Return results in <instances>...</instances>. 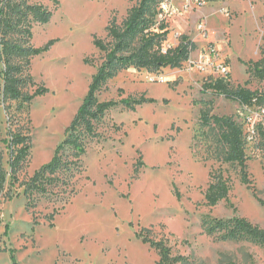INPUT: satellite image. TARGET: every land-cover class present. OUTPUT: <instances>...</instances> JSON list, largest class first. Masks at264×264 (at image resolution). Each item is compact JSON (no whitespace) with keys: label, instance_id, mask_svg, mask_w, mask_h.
I'll return each instance as SVG.
<instances>
[{"label":"rangeland","instance_id":"rangeland-1","mask_svg":"<svg viewBox=\"0 0 264 264\" xmlns=\"http://www.w3.org/2000/svg\"><path fill=\"white\" fill-rule=\"evenodd\" d=\"M173 1L182 10L166 19L159 12L153 27L166 25L167 49L185 36L193 44L188 60L174 69L129 67L108 80L99 102L141 96L152 102L106 112L96 137L86 141L79 169L60 176L66 185L29 201L19 184L53 159L104 62L94 40L109 42L110 25L121 26L138 1L28 0L52 12L46 24L31 22L30 45L53 44L24 69L33 85L23 92L44 87L45 95L3 103L0 77V152L7 173L2 140L10 130L30 138L18 183L11 185L8 174L0 196V264H155L157 252L141 239L146 232L196 264H264V245L222 241L223 233L206 234L202 225L203 219L236 217L264 231V207L257 201L264 200V99L245 108L206 89L220 75L188 65L205 64L214 51L227 62L229 88L263 95L264 81L250 75L247 63L263 58L264 0H201L188 9V0ZM204 113L230 117L241 128L249 187L240 183L239 167L225 163L220 130L202 123ZM71 154L65 150L63 159ZM211 173L231 185L227 201L213 207L204 198ZM12 194L19 196L9 201Z\"/></svg>","mask_w":264,"mask_h":264},{"label":"trees","instance_id":"trees-1","mask_svg":"<svg viewBox=\"0 0 264 264\" xmlns=\"http://www.w3.org/2000/svg\"><path fill=\"white\" fill-rule=\"evenodd\" d=\"M56 5L58 0H51ZM121 26L114 23L108 28L109 42L99 39L94 40V46L105 53L104 62L92 78L86 98L78 109L70 126L66 129V136L56 148L53 159L33 176L20 183L23 196L31 200L34 196L41 197L53 195L54 189L64 187L66 180L60 176L79 169L80 158L85 154L86 141L96 137L95 125L106 112L121 107L125 110H134L137 106L152 102L141 96L139 98L127 97L120 101L99 102L97 94L104 84L126 68L160 70L164 68H179L188 60L193 44L185 36L180 43L165 53L162 45L167 39L166 25L160 23L154 26L155 17L160 12L162 0H137ZM52 12L41 5L29 4L28 0H0V77L2 80L3 103L14 101L29 103L34 98L47 93L44 87L37 88L32 94H25L23 89L27 84L33 85L32 78L24 74V69L32 58L47 52L53 42L44 48H34L30 45L31 22L46 24ZM15 35L16 38L11 37ZM248 72L256 79L264 81V54L263 58L255 63H247ZM206 89L224 95L227 99L241 106L252 107L264 99V94L259 96L256 92L244 88L231 89L226 78H219L214 83L208 84ZM122 92V90H119ZM11 118L8 119L10 121ZM204 125L213 124L220 130V141L226 146L225 163L239 167L240 183L246 186L251 181L246 171L247 157L244 151L242 130L230 117L201 116ZM9 153V173L2 164L0 152V196L4 191L6 178L9 174L11 185L18 183L17 174L26 162L30 151V138L20 132L9 131L2 140ZM65 150H71V159H63ZM211 182L205 191L207 206L213 207L221 201H227L231 191L228 179L221 173H211ZM59 183H62L59 185ZM19 194L8 197L11 201ZM264 207V200H257ZM34 225H37L35 222ZM202 225L206 234L221 232L222 241L247 240L258 245H264V231L252 225L244 218H231L229 220L203 219ZM143 243L148 244L158 254L155 264H196L193 260L183 256L172 255L171 248L164 242H155L150 238L149 232L141 237ZM16 264V263H13ZM201 264V263H199Z\"/></svg>","mask_w":264,"mask_h":264},{"label":"built area","instance_id":"built-area-1","mask_svg":"<svg viewBox=\"0 0 264 264\" xmlns=\"http://www.w3.org/2000/svg\"><path fill=\"white\" fill-rule=\"evenodd\" d=\"M201 0H188L187 4H185L184 8L188 9V7H199L202 5ZM183 8V9H184ZM182 10V8H179L173 0H162L160 4V14L161 18H173L177 16L179 11ZM197 29L200 33L203 34L204 37L207 36V32L203 24H199L197 26ZM170 49V48H168ZM167 47H164L162 45V52L165 53L167 50ZM189 68L194 69L197 72H205L206 70L209 71V73L215 72L216 74L220 75V77L225 78L229 74V69L227 66V62L225 59L221 58L220 55L214 51H211L209 54V61L205 64L202 63H193L188 62ZM255 106V105H254ZM245 108H248L245 106Z\"/></svg>","mask_w":264,"mask_h":264},{"label":"crops","instance_id":"crops-1","mask_svg":"<svg viewBox=\"0 0 264 264\" xmlns=\"http://www.w3.org/2000/svg\"><path fill=\"white\" fill-rule=\"evenodd\" d=\"M182 23V22H181Z\"/></svg>","mask_w":264,"mask_h":264}]
</instances>
